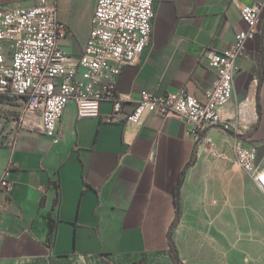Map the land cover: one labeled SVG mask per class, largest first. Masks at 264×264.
Wrapping results in <instances>:
<instances>
[{"label":"crops","instance_id":"1","mask_svg":"<svg viewBox=\"0 0 264 264\" xmlns=\"http://www.w3.org/2000/svg\"><path fill=\"white\" fill-rule=\"evenodd\" d=\"M58 16L68 32L60 45L78 57L89 37L97 0H64ZM258 0H154L152 37L135 62L123 67L116 92L123 108L103 100L98 117H79L70 102L59 137L40 131V116L26 121L13 143L0 129V179L12 181L0 209V264H48L70 256L171 253L179 179L181 217L172 240L181 251L227 255L239 264H264V193L239 165L235 136L256 146L264 165V15L262 33L247 42L257 58L239 60L234 95L219 108L238 133L147 113L126 120L142 92L155 96L185 89L206 100L216 80L207 51L223 53L247 27L240 7ZM11 5L27 4L10 0ZM6 101L0 98V122ZM114 116L116 121H108ZM201 232L203 243L194 242ZM178 252V253H179Z\"/></svg>","mask_w":264,"mask_h":264},{"label":"built area","instance_id":"2","mask_svg":"<svg viewBox=\"0 0 264 264\" xmlns=\"http://www.w3.org/2000/svg\"><path fill=\"white\" fill-rule=\"evenodd\" d=\"M8 1L0 0V98L7 102L2 116H11L15 123L7 129L0 122V129L11 142L20 128H35L26 121L30 115H39L40 131L57 139L70 102L84 118L98 117L103 100L113 101L114 113L122 110L125 98L116 92L117 80L123 67L135 62L151 40L154 0H97L89 37L78 57L60 45L68 28L58 16L57 0H23L27 4L16 5ZM240 12L247 27L229 49L207 51V63L217 76L206 100L185 89L159 97L142 92L126 120L138 123L154 113L193 123L197 137L208 126L238 133L237 122L222 118L219 108L234 95L239 60L258 57L247 42L262 33L264 0L243 5ZM107 120L116 121L114 116ZM234 151L239 165L264 193V165L258 161L256 146L235 136ZM11 189L5 173L0 179V209L8 205Z\"/></svg>","mask_w":264,"mask_h":264},{"label":"rangeland","instance_id":"3","mask_svg":"<svg viewBox=\"0 0 264 264\" xmlns=\"http://www.w3.org/2000/svg\"><path fill=\"white\" fill-rule=\"evenodd\" d=\"M59 10L61 13L67 11V4L64 0L59 1ZM194 235V242L203 243L204 238L201 232L195 231ZM189 242L188 239H181V251H178L180 259L185 264H239L227 255L211 253L209 256L201 250L188 253L190 252ZM48 264H179V262L173 259L171 253H143L127 256H70L59 261H50Z\"/></svg>","mask_w":264,"mask_h":264},{"label":"trees","instance_id":"4","mask_svg":"<svg viewBox=\"0 0 264 264\" xmlns=\"http://www.w3.org/2000/svg\"><path fill=\"white\" fill-rule=\"evenodd\" d=\"M180 186H181V179H179L177 187H176V191H175V201H176V218L173 221V223L171 224V228L169 230V240H170V244H171V254L174 260H176L177 262H179V264H185L179 257V253L177 250V247L175 245V243L172 240V229L178 224L180 217H181V202H180Z\"/></svg>","mask_w":264,"mask_h":264}]
</instances>
